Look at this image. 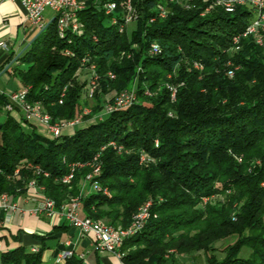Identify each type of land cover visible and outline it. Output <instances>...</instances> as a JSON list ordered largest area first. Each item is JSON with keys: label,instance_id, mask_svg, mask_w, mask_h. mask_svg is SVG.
I'll list each match as a JSON object with an SVG mask.
<instances>
[{"label": "trees", "instance_id": "obj_1", "mask_svg": "<svg viewBox=\"0 0 264 264\" xmlns=\"http://www.w3.org/2000/svg\"><path fill=\"white\" fill-rule=\"evenodd\" d=\"M80 1L78 33L67 30L62 38L52 18L9 69L26 87L25 101L41 106L52 124L81 122L71 134L51 138L6 113L0 195H22L34 182L57 210L79 198L84 218L123 229L150 202L143 228L122 243V264H166L194 253L206 264H264V46L242 37L251 12L241 5L226 13L215 0H131L139 18L131 32L120 33L125 0H115L118 24L99 0ZM159 5L167 11L163 19L156 17ZM236 38L240 50L230 54ZM91 67L99 78L95 105L80 117L86 84L75 74ZM130 84L135 103L95 120L104 97ZM9 103L0 94V114ZM72 165L81 167L63 184ZM91 165L100 168L92 181L108 196L82 192ZM230 238L219 259L214 245ZM45 248L19 246L0 254V264H45ZM243 248L247 258L239 257ZM62 264L85 263L73 252Z\"/></svg>", "mask_w": 264, "mask_h": 264}, {"label": "crops", "instance_id": "obj_2", "mask_svg": "<svg viewBox=\"0 0 264 264\" xmlns=\"http://www.w3.org/2000/svg\"><path fill=\"white\" fill-rule=\"evenodd\" d=\"M52 15L50 10L44 11L45 24L49 23L47 20ZM37 34L35 27L27 21L25 10L20 3L0 2V43L7 46L6 50H0V94L8 99L15 93L26 91V87L9 69V66L29 46ZM10 57L13 58L11 63L5 65ZM6 113L25 128H36L38 132L47 134L44 125L35 120L26 121L21 110L17 108L12 111L3 109L0 114L1 120L4 119ZM74 128H64L62 133L71 134ZM81 190L85 193L91 192L90 188L83 184ZM38 197L30 188H26L22 195L8 196L10 203H15L21 208L33 207ZM80 217L83 218L81 211ZM0 219H3V214H0ZM40 237L44 238V243L39 240ZM92 240L91 236L81 235L77 229L57 217L50 218L44 215L34 217L16 212L8 222L0 225V254L19 246L33 251L45 245L46 248L42 256V261L45 264H53L56 255L68 248L79 255L85 264H122L112 254L96 253ZM166 264H206V261L202 253H194L176 255L174 261Z\"/></svg>", "mask_w": 264, "mask_h": 264}, {"label": "built area", "instance_id": "obj_3", "mask_svg": "<svg viewBox=\"0 0 264 264\" xmlns=\"http://www.w3.org/2000/svg\"><path fill=\"white\" fill-rule=\"evenodd\" d=\"M229 1V0H228ZM0 2H18L22 5L25 10V15L27 21L35 27L36 31L39 33L45 27V21L43 18V13L45 10H50L53 14V18L56 19L58 27H65V32L68 30L70 32H75L76 26H78L79 20H75V11L76 4L72 3V0H0ZM129 4V12L131 11L130 1H127ZM98 8H101L104 11V14L107 12H115L114 5H100L99 1L96 2ZM156 17L163 19L166 17L165 9L162 6H157L155 9ZM132 15L128 13L126 16V22L133 21ZM152 19L151 21H153ZM264 20V18H262ZM262 21H254L248 24L242 36L258 35L260 30L264 29V24ZM116 23V19L114 21ZM65 34H62V38ZM237 42V38L235 43ZM262 44V43H260ZM238 46L235 48L237 50ZM7 46L3 43H0V50H6ZM201 68V67H200ZM113 79L114 74L108 73ZM91 77L94 79L97 77L95 72L92 71ZM24 93L26 91L18 92L9 97V105L7 111H12L13 109H19L24 113L26 121L35 120L40 124L44 125L47 129V135L51 138H58L61 135V132L64 128H73L79 124V121L74 119L70 120L69 123H51V119L46 118L44 115H37L34 109H29L25 106L24 103ZM92 96V92H90ZM129 102H135L134 93L129 91H124L123 96H121L115 103H111L104 107V114H110L115 111L122 110V106ZM67 176V175H66ZM66 176L63 177L66 178ZM90 179V184L94 192L101 193L106 195V192H100V185ZM31 190L35 192L39 197L37 198L36 203L31 208H21L15 203H10L9 198L5 195H0V214H3V219H0V225L9 221L10 217L19 212L21 214H29L34 217L38 216H47L50 218H62L70 226L77 229L83 236H91L94 251L97 253H109L114 255L120 260L119 250L122 246V243H116L114 241V231H111L106 226H101V224H94V221H90L88 218L80 217V208L81 200L71 201L69 200L68 206H61L59 210L55 208V203L53 201L46 200L45 197L38 193L39 189L35 187L34 183L31 182ZM150 207L151 203H148L147 209L144 213H141L138 217L134 218L131 224L125 228L123 231V242L125 239L129 238L132 234L137 233V229L141 225L145 224L150 217ZM32 252H37L34 249ZM73 254L72 249L63 250L61 253H58L54 259V263H63L64 259L70 257Z\"/></svg>", "mask_w": 264, "mask_h": 264}, {"label": "rangeland", "instance_id": "obj_4", "mask_svg": "<svg viewBox=\"0 0 264 264\" xmlns=\"http://www.w3.org/2000/svg\"><path fill=\"white\" fill-rule=\"evenodd\" d=\"M127 1L128 0H125V4L127 3ZM130 1V6H131V11L129 12V14L130 15H132V17H133V21H131L130 23H128L126 26H125V30L127 31V32H131L134 28H135V23H136V21H137V19L139 18V12L136 10V8L132 5V2H131V0H129ZM168 1V0H167ZM175 1V0H174ZM173 1V2H174ZM186 1H189V0H178V2H180V3H186ZM208 1H210L211 2V0H202V3L203 4H206V3H208ZM214 1V0H213ZM213 1H212V3H213ZM168 2H170V1H168ZM126 6V5H125ZM163 7V6H162ZM242 7H244L247 11H249V12H251V14H252V19H251V21H250V23L252 22V20H254V19H256V17H257V10H254V8H251V6L250 5H248V4H246V6L245 5H242ZM164 8V7H163ZM212 5H209V6H207V8L205 9V12H203V14L202 15H204V14H206V13H208L210 10H212ZM165 9V8H164ZM165 12H167L166 11V9H165ZM53 18V15H52V17L51 18H49L48 20H47V22H49V20H51ZM262 22V24H264V20H261ZM111 23H112V20H111ZM130 24V25H129ZM262 33V32H261ZM258 33V36L259 37H264V33ZM261 34V35H260ZM242 37H244V36H242ZM247 37H252V36H247ZM245 38V37H244ZM253 38V40H254V42H255V39H254V37H252ZM262 42H264V38H262ZM238 46V50H236L235 48ZM260 46V45H259ZM261 46H264V43H262V45ZM240 50V46H239V40L236 42V43H234V41H233V46H232V48L229 50V53L230 54H233V53H236V52H238ZM197 70H200L199 68H196ZM92 71H94V69L91 67L90 69H87V68H83V69H80V70H78L77 72H76V74H75V77H76V80L79 82V83H85L86 84V87L83 89V91H82V94H81V98H80V105H79V115H80V117H83V116H88L89 114H90V110H91V108L95 105V101L93 100V98H94V94H95V92L97 91V89H98V86H99V82H98V80H99V78L97 77V80L95 81V84H94V86L91 84V79H93V77H91V75H92ZM95 72V71H94ZM96 74V73H95ZM107 76H109L108 74H107ZM109 78V77H108ZM114 78H115V75H114ZM113 78V79H114ZM110 79V78H109ZM113 79H111V80H113ZM124 91H129V92H133L134 93V99H135V101H136V99H137V97H136V93H135V86L134 85H132V84H130L128 87H127V89L126 90H124ZM124 91H122V93L124 92ZM169 91L171 92V96H170V98H171V102H174L175 101V94H176V89L175 88H170L169 89ZM90 92H92V96L90 95ZM121 95V92L120 93H117L116 95H114V93H110V94H108V95H106L105 97H104V102H106L105 104H104V107L106 106V105H109V104H111V103H115L116 102V100L115 99H117L119 96ZM145 95H146V97L147 96H149L150 95V93L149 92H145ZM111 98H113L111 101H110V99ZM26 102V101H25ZM132 103H135V102H132ZM26 104L27 105H30V106H34V105H36V104H28L27 102H26ZM8 107V105L5 107V109ZM104 107H103V111L102 112H104ZM39 111L40 112H42V113H44L43 111H42V109H41V106H39ZM99 115H97L94 119L95 120H100L101 119V117L104 115V113H98ZM0 120H1V118H0ZM76 120H78V119H76ZM79 123L81 122V118H79ZM64 123H67V122H64ZM140 164H146L148 161H149V158L145 155V154H141L140 155ZM255 164H258V162H255ZM90 168H91V172L88 174V175H94L95 176V174H93V171H94V169L96 168V166H89ZM94 168V169H93ZM99 171H100V169H99ZM97 175V174H96ZM80 184H81V186H82V184L83 185H86V186H88L89 188H90V190L91 191H93V189H92V187H91V184H90V182L89 181H87L86 180V177H85V179L84 180H81L80 181ZM262 186H264V184H262ZM107 189V188H106ZM108 191V190H107ZM103 195V194H102ZM104 196H108V194L107 195H104ZM73 198H75V197H72V199ZM222 198V197H221ZM70 200V199H69ZM213 201H217V200H219L217 197H215L214 199H212ZM204 202H206L207 201V199H204L203 200ZM66 204V203H65ZM103 223H107L106 222V220H101ZM118 227H120V226H118ZM121 228V227H120ZM234 242V238H230V239H227V240H224V241H221V242H217L214 246H215V248H216V256L219 258V259H221L223 256H224V249H225V247L228 245V244H232ZM248 254H249V250L248 249H246V248H243L242 249V251L240 252V254H239V257L240 258H247V256H248Z\"/></svg>", "mask_w": 264, "mask_h": 264}, {"label": "bare ground", "instance_id": "obj_5", "mask_svg": "<svg viewBox=\"0 0 264 264\" xmlns=\"http://www.w3.org/2000/svg\"><path fill=\"white\" fill-rule=\"evenodd\" d=\"M168 1H170L172 3L174 0H168ZM215 2H216L217 5L221 6L226 13H233L234 10H235V8H236V6H241V5H245L246 6V4H248V5L251 6V8H254V10H257V12H258L257 13V17H256V19H254V21H261L262 18H264V0H229V1L228 0H215ZM72 3L76 4V8H83L84 7V3L81 2L80 0H72ZM99 3H100V5H108V0H99ZM109 5H114L115 12H107L105 15L111 16L112 24H118L117 23V20H116V23H114V21L116 19V18H114V15L117 13V4H116L115 0H109ZM125 5L126 6H125L124 12H123V22L120 23V25L118 26V31L120 33H122L125 30V26L128 23H130V22H126V16H128V13H129V4H128V2ZM80 10H82V9H76V11H75V19H76V14ZM45 26H46V24H45ZM57 28H58V32L60 34L65 33V27H58V23H57ZM78 32H79V25L76 26V33H78ZM261 32L264 33V29L260 30V33ZM72 34H75V32H72ZM250 36L254 37L255 43L258 46L259 45L260 46L262 45L260 43H264V42H262V38H264V37L261 38L258 35H250ZM235 41H236V39L234 40V43H235ZM196 68H199L200 69V66L199 65H195V69ZM108 77L111 79V75H109ZM91 80H92L91 81V84L94 86L95 81L97 80V77L95 79L93 77V79H91ZM25 95H26V93H24V103H25V106H27V108L34 109V111L37 113V115H44L46 118L50 119V117L48 115H46V114H44V113H42V112L39 111V106L38 105H34V106L27 105L26 102H25ZM121 96H123V93L122 92H121V95L117 99H115V100L117 101ZM133 104L134 103H132V102L126 103V104H124L122 106V109H127V108L131 107ZM6 110H7V108H6ZM67 123H69V122H67ZM119 149H121V148H119ZM78 167H81V166L80 165H72L70 167L69 174L66 176V178H64L62 180V183L63 184H67L68 182H70L73 179V177H74V170L76 168H78ZM99 169L100 168L98 166H96V168L93 171V174H98L99 173ZM92 178H93V175H91V174L86 176V180H88V181H90V179H92ZM28 188H31V182L29 183ZM100 192H106V195L108 193L107 192V189L106 188H101V186H100ZM78 199L79 198H73V199L70 198L71 201H78ZM46 200L52 201V200H49V199H46ZM68 205H69V201L65 204V206H68ZM147 207H148V204H146L145 206H143L139 210V212L136 214V216L134 218H136L139 215H141V213H144V211H145V209H147ZM80 211H81V208H80ZM90 221H94V220H90ZM94 224H101V226L108 227L111 231H114V241L116 243H123V231H125V229L120 228V227L119 228L118 227L117 228H113L111 226L105 225L101 221H94ZM143 225H141V227L137 229V233L143 228ZM137 233L132 234L130 237L136 235ZM120 258H121V255H120ZM56 264H62V263H56Z\"/></svg>", "mask_w": 264, "mask_h": 264}, {"label": "water", "instance_id": "obj_6", "mask_svg": "<svg viewBox=\"0 0 264 264\" xmlns=\"http://www.w3.org/2000/svg\"><path fill=\"white\" fill-rule=\"evenodd\" d=\"M49 23H50V22H49ZM49 23H48V24H49ZM48 24H46L45 27H47ZM42 31H43V30H42ZM39 33H40V32H39ZM39 33L35 36V38L39 35ZM35 38H34V39H35ZM34 39H33V40H34ZM33 40H32V41H33ZM32 41H31V42H32ZM29 45H30V44H29Z\"/></svg>", "mask_w": 264, "mask_h": 264}]
</instances>
